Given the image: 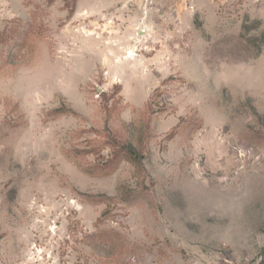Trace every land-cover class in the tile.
I'll use <instances>...</instances> for the list:
<instances>
[{
    "label": "rangeland",
    "instance_id": "obj_1",
    "mask_svg": "<svg viewBox=\"0 0 264 264\" xmlns=\"http://www.w3.org/2000/svg\"><path fill=\"white\" fill-rule=\"evenodd\" d=\"M167 2L0 0V264H264V0Z\"/></svg>",
    "mask_w": 264,
    "mask_h": 264
},
{
    "label": "crops",
    "instance_id": "obj_2",
    "mask_svg": "<svg viewBox=\"0 0 264 264\" xmlns=\"http://www.w3.org/2000/svg\"><path fill=\"white\" fill-rule=\"evenodd\" d=\"M160 5V9H165L168 5V0H157ZM218 0H190L191 7L194 11H199L210 6L211 4H217ZM164 7V8H163Z\"/></svg>",
    "mask_w": 264,
    "mask_h": 264
},
{
    "label": "trees",
    "instance_id": "obj_3",
    "mask_svg": "<svg viewBox=\"0 0 264 264\" xmlns=\"http://www.w3.org/2000/svg\"><path fill=\"white\" fill-rule=\"evenodd\" d=\"M262 49H264V45H263V48ZM261 53V51H258V54H257V56H259V54ZM257 56H255V57H257ZM264 252V251H263Z\"/></svg>",
    "mask_w": 264,
    "mask_h": 264
},
{
    "label": "water",
    "instance_id": "obj_4",
    "mask_svg": "<svg viewBox=\"0 0 264 264\" xmlns=\"http://www.w3.org/2000/svg\"><path fill=\"white\" fill-rule=\"evenodd\" d=\"M140 34H144V31H143V30H142V31H140L139 35H140Z\"/></svg>",
    "mask_w": 264,
    "mask_h": 264
}]
</instances>
